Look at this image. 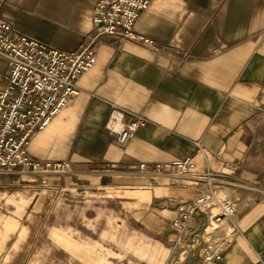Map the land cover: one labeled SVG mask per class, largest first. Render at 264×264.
<instances>
[{
	"label": "crops",
	"instance_id": "0c3cea01",
	"mask_svg": "<svg viewBox=\"0 0 264 264\" xmlns=\"http://www.w3.org/2000/svg\"><path fill=\"white\" fill-rule=\"evenodd\" d=\"M98 0H0V17L73 51L94 34ZM154 40L106 36L80 94L27 150L66 172H0V264H196L175 245L178 206L214 193L196 232L229 242L218 264H264V0H153L135 25ZM9 70L0 56V88ZM144 123L125 144L114 108ZM192 157L187 173H143Z\"/></svg>",
	"mask_w": 264,
	"mask_h": 264
},
{
	"label": "built area",
	"instance_id": "2783aa9c",
	"mask_svg": "<svg viewBox=\"0 0 264 264\" xmlns=\"http://www.w3.org/2000/svg\"><path fill=\"white\" fill-rule=\"evenodd\" d=\"M153 0H98L94 7V34L73 51L52 47L37 38L16 30L0 17V56L9 64L5 81L0 88V172L27 170L32 172H66L68 161H39L31 157L27 147L32 135L50 124L77 97L81 89L79 79L97 60L96 45L104 37L116 40L130 39L155 47L154 40L138 33L136 21ZM142 116L126 118L120 108H114L107 128L118 135L125 144L144 123ZM195 163L192 157L152 166L140 164L143 173L177 172L187 174ZM220 209L215 223L231 218L235 205L221 203L217 196L201 194L193 203L178 206L173 225L178 231L175 245L186 243L187 249L199 258L196 264H218L228 249L225 238L215 236L210 230L196 232L190 219L209 205Z\"/></svg>",
	"mask_w": 264,
	"mask_h": 264
}]
</instances>
